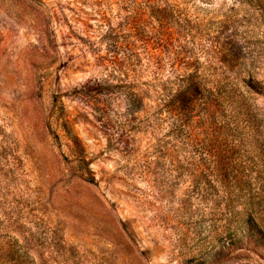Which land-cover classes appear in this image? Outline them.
Segmentation results:
<instances>
[{"label": "rangeland", "instance_id": "obj_1", "mask_svg": "<svg viewBox=\"0 0 264 264\" xmlns=\"http://www.w3.org/2000/svg\"><path fill=\"white\" fill-rule=\"evenodd\" d=\"M0 264H264V0H0Z\"/></svg>", "mask_w": 264, "mask_h": 264}, {"label": "trees", "instance_id": "obj_2", "mask_svg": "<svg viewBox=\"0 0 264 264\" xmlns=\"http://www.w3.org/2000/svg\"><path fill=\"white\" fill-rule=\"evenodd\" d=\"M36 1V0H34ZM112 34H114L115 29H110ZM123 30L127 31V34L125 36H121V39H119V36H114L116 37V40H114L112 47L113 49H117V50H121V48H123L125 50L126 53L130 54V52H134V44L130 41V39H128L127 37L129 36H133L134 38L137 35V27L135 26H128L127 28H123ZM126 38V39H125ZM112 64L116 65V62L113 61ZM186 84H189V86H186V89H184V91H181L179 93L178 96H180L182 98V107L184 109V107H186V103H188V100H193L195 102L196 99L201 98V93H202V88L200 87L199 83L197 81L194 80H190L189 82H187ZM230 98H234V94L233 92L229 93ZM185 104V105H184Z\"/></svg>", "mask_w": 264, "mask_h": 264}]
</instances>
